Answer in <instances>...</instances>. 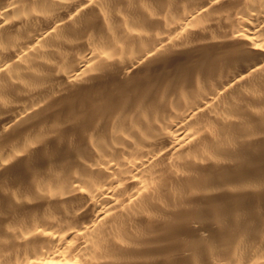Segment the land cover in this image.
Instances as JSON below:
<instances>
[{
    "label": "bare ground",
    "instance_id": "bare-ground-1",
    "mask_svg": "<svg viewBox=\"0 0 264 264\" xmlns=\"http://www.w3.org/2000/svg\"><path fill=\"white\" fill-rule=\"evenodd\" d=\"M0 264H264V0H0Z\"/></svg>",
    "mask_w": 264,
    "mask_h": 264
}]
</instances>
